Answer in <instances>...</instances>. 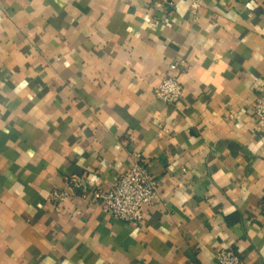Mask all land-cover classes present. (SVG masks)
<instances>
[{
	"label": "crops",
	"instance_id": "obj_1",
	"mask_svg": "<svg viewBox=\"0 0 264 264\" xmlns=\"http://www.w3.org/2000/svg\"><path fill=\"white\" fill-rule=\"evenodd\" d=\"M261 95L264 0H0V264H264ZM136 154L138 226L94 196Z\"/></svg>",
	"mask_w": 264,
	"mask_h": 264
},
{
	"label": "built area",
	"instance_id": "obj_2",
	"mask_svg": "<svg viewBox=\"0 0 264 264\" xmlns=\"http://www.w3.org/2000/svg\"><path fill=\"white\" fill-rule=\"evenodd\" d=\"M191 10L196 13L203 0H187ZM178 65L173 63L156 89L157 98L166 103H178L184 95V86L177 76ZM255 114L264 125V95H261L254 108ZM149 160L141 154L135 155L134 163L122 172L116 183L106 192H96L102 208L114 219L141 225L145 216V207L158 195L157 180L148 169ZM70 189L82 186L81 180L72 176L67 179ZM68 193L62 190L52 191V200L56 203L67 199ZM85 197V194H84ZM220 264H243L241 255L233 249L222 248L216 253Z\"/></svg>",
	"mask_w": 264,
	"mask_h": 264
}]
</instances>
